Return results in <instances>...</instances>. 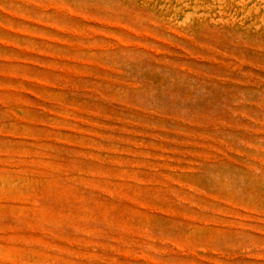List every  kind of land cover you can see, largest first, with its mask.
I'll use <instances>...</instances> for the list:
<instances>
[{"label":"rangeland","instance_id":"374dc122","mask_svg":"<svg viewBox=\"0 0 264 264\" xmlns=\"http://www.w3.org/2000/svg\"><path fill=\"white\" fill-rule=\"evenodd\" d=\"M0 264H264V0H0Z\"/></svg>","mask_w":264,"mask_h":264}]
</instances>
